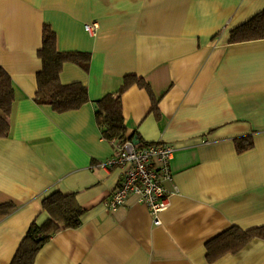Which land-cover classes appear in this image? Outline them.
Returning <instances> with one entry per match:
<instances>
[{
    "label": "crops",
    "instance_id": "obj_1",
    "mask_svg": "<svg viewBox=\"0 0 264 264\" xmlns=\"http://www.w3.org/2000/svg\"><path fill=\"white\" fill-rule=\"evenodd\" d=\"M264 10V0H0V67L15 101L0 139V264L12 259L41 200L74 194L85 210L34 264H264L254 239L213 262L206 244L235 226H264V40L231 44L230 32ZM97 23L95 35L84 26ZM60 52L88 53L85 70L64 64L62 84L81 83L91 103L56 113L37 105L43 26ZM148 83L157 99L131 86L121 95L126 137L174 147L170 205L154 226L134 196L115 210L106 201L125 168L98 167L118 141L102 136L93 103L116 93L126 76ZM253 146L238 153L235 141Z\"/></svg>",
    "mask_w": 264,
    "mask_h": 264
},
{
    "label": "trees",
    "instance_id": "obj_2",
    "mask_svg": "<svg viewBox=\"0 0 264 264\" xmlns=\"http://www.w3.org/2000/svg\"><path fill=\"white\" fill-rule=\"evenodd\" d=\"M264 40V10L253 16L249 21L230 32L231 44ZM41 68L37 73V89L34 102L37 105H47L56 113H65L81 109L91 103L87 88L78 82L62 84L59 75L64 64H75L87 69L90 62L88 53L60 52L57 49V36L47 25L43 26L41 48L37 52ZM131 86L144 89L152 103V110L157 111V99L149 85L142 78L134 75L126 76L123 84L116 93L107 94L92 102L96 104L95 119L101 129L102 136L110 142H122L125 139H138L135 135L126 137V128L121 110V95ZM15 101V89L7 72L0 67V139L9 135V117ZM236 150L242 153L253 146L250 137L239 138L235 141ZM42 210L47 213V220L38 225L33 222L23 237L12 259L11 264H34L41 248L55 234L77 229L85 210L80 207L74 194L54 192L41 200ZM11 203L0 205V219L14 212ZM254 239L264 240V226L242 230L231 227L206 244L208 262L227 255L234 254Z\"/></svg>",
    "mask_w": 264,
    "mask_h": 264
},
{
    "label": "built area",
    "instance_id": "obj_3",
    "mask_svg": "<svg viewBox=\"0 0 264 264\" xmlns=\"http://www.w3.org/2000/svg\"><path fill=\"white\" fill-rule=\"evenodd\" d=\"M97 28V23L84 26L90 35H95ZM136 141L128 138L117 142L111 157L98 165L108 171L125 168L120 185L111 193L106 207L115 210L123 206L128 197L134 196L147 207L153 225L159 226V216L168 209L173 193L169 190L173 183L170 165L175 149L160 142Z\"/></svg>",
    "mask_w": 264,
    "mask_h": 264
},
{
    "label": "water",
    "instance_id": "obj_4",
    "mask_svg": "<svg viewBox=\"0 0 264 264\" xmlns=\"http://www.w3.org/2000/svg\"><path fill=\"white\" fill-rule=\"evenodd\" d=\"M93 108H94V111H95V113H96V112L98 111V110H97V107H96V104H93ZM133 142H134V143H137L136 138L133 139Z\"/></svg>",
    "mask_w": 264,
    "mask_h": 264
}]
</instances>
